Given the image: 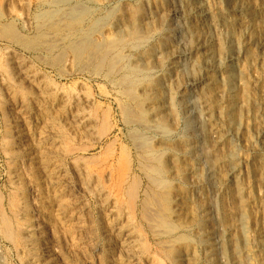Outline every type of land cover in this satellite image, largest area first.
I'll return each instance as SVG.
<instances>
[{
	"label": "rangeland",
	"instance_id": "1",
	"mask_svg": "<svg viewBox=\"0 0 264 264\" xmlns=\"http://www.w3.org/2000/svg\"><path fill=\"white\" fill-rule=\"evenodd\" d=\"M23 1L25 3L23 2V6L21 7L18 5L17 0H0V79L2 77V80H0V103H1L0 104V221L3 220V222H0V264H26V263L27 264H35L34 263L35 260L37 261L36 264H41L40 258H41V254H42L43 245H42V241H40V240H43L44 242H48V241L50 242L51 241L49 244L52 246V248L54 250H57V253H59L58 255L60 256L59 257L60 260L64 261L65 259L67 260L69 258L70 260L69 259L67 261L65 260L66 261V262H64L65 264H68L69 262H70L69 264H72V263L73 264H89V263L90 264H98V263L99 264H101V263L107 264L108 260L110 259L109 255H108L109 249L113 247L111 245L110 238L109 237L107 238V237L103 236V234H102V231L105 229L104 226H106L108 223V215H107L108 209L101 208V206L99 205V202H95L96 199H97L96 201H98V198L94 194L84 193L82 191L81 182H83V181L85 182L86 180H90V179H91L90 181H92L93 183H97L98 179H100L98 181L99 182L98 184L101 187L103 186V188L106 190V192L108 191L107 195H108L110 203L114 204V202H115L116 206L115 205L114 206L117 208V210L119 211L121 209L120 210L121 212L119 211V214H122V216L128 217V219L133 223L132 225H133L136 233L138 234V247H140V249L137 247L138 251L136 252V256H135V259L133 260V264H210V263L211 264H236L237 259H238V262H237L238 264L239 263L240 264H244V263L245 264H255V263L256 264H264V246H263L264 245V239H263V237L258 236V233H260V232L264 233V213L263 212L261 213V211L258 210L256 208V206H252L253 209L251 208V206H250L251 209L249 207H246V209H247L246 211H248V213H247V216L245 215V218L247 217L246 218V225H247L248 231H249V233H248L249 238H247L249 240V242L247 240V244H246L247 249L242 244V242H241V245L238 244L237 247H235V248L232 246V244H230V241H229L230 237H232L233 235L236 234L237 231H239V227H238V223H237L238 222L237 221V214H238V209L240 208V206L242 207L241 204L242 203L244 204L245 197H243V194H241L242 197L237 195V193L235 191L236 188H235L234 182L230 178H228V176L226 175L227 167L225 166L226 163L223 162V159H224L223 153L225 150L221 146H217V147L213 146V144L211 142V138H210V131H209L210 125H212V124L214 125L215 122L223 124L227 128L230 126H233V125H234V127H237V125H238V126H241L244 128L243 129L244 133H247L245 135H247L248 137H250V136L252 137L253 142L251 145L243 139H233L232 140L233 149L235 147V149H234L235 159L237 157L239 158L240 161L242 159L241 165H240V175H242V180L240 181V185L245 186L246 184L247 185L250 184L251 180H252V175H254V173H256V172H259V170H260L259 166L257 165L255 157H257V159H258L262 156L261 158L263 159V163H264V147H262L261 144L255 142V140H254L256 133H257L256 132L257 129L259 128L260 125L264 124V119H263L264 115H262V116L259 115L258 111H257L256 116L253 114L254 117L252 116V114L249 117H246V115L244 114V112L250 113L251 107H252L251 103H249V101H250L249 99L251 97V90H252L250 87V86H252L250 83V81H251L250 76H251L252 72L254 74L256 71H259V69L256 68V63L253 60V58L251 57V54L249 55V53H248V55H246L247 53L246 54L244 53V55H241V57L235 58L236 57L235 46L232 43H230L229 40L225 39L226 41L223 40V43H224L223 51L220 55L217 53L213 57L212 56L206 57L204 55V52H205L204 49L207 48V46H206L207 44H210L211 46H213V42L215 41V36L213 35V33L205 31V32H201L203 34L202 39L198 38L197 34L196 35L193 34L192 35L193 36L192 41L191 42L188 41V38H189L188 30L189 31H191L193 29L199 30L201 28H199L200 17L196 16L193 13L188 12V10H187V4H188L187 2L188 1L187 0H97V2L100 1L99 3L91 2L90 0H86V1L82 0V1H84L85 5L87 4L86 5L87 10L89 8V11L90 10L91 11L89 12L88 16L84 17L85 21H84L83 25L76 23L75 28L80 29V30H88L91 27L93 28L94 26H97V28H95L96 29L95 32L92 33V35H91L92 36L91 39H92V41L94 40V42H96V43L101 42V46L110 52L109 57H110V60L111 59L112 60L111 61L106 60L105 62L100 63L96 60L91 61V60H88L86 57H82L81 59H78L79 62L77 59H73V61L76 60L75 62H77V63H75L72 61L71 54H69L70 50H68V49H67L68 50L67 52L66 51H64V52L63 51H60V52L57 51L58 52V54H57L55 52H53V53L48 52V51L44 50V48H43L44 46L45 47L47 46L44 43V41H45L44 36H45L46 31L49 32V31H51V29L54 30V28H55L54 26H52L54 28L44 27L41 29L42 31L39 29L43 20L45 21V18H48L47 15L50 14V11H53V8L50 5V3L48 4V2L50 0H43V1L42 0H23ZM257 1L258 0H255L254 2L259 4L258 3L259 1L258 2ZM218 2H219L218 0H215V1L210 0V2H209V5L211 7V11L216 16L219 15V9L217 8L219 6ZM74 3L75 2H72L70 5H74ZM213 4H215V5H213ZM14 7L21 13V20L17 19L15 17V14L13 11L15 9ZM12 8H13V10H12ZM174 9L177 11L175 12ZM25 13H26V15H25ZM54 17H56V15ZM22 19H24V20L22 21ZM167 19H169V20H167ZM94 20L95 21L99 20V24L96 25L95 22H93ZM177 20H178V22H177ZM257 21H258V19H257ZM102 23H106L105 27H103V28H102ZM153 23H155V24H153ZM157 28H159V29H157ZM63 29H65V28H63ZM66 29H68V28L66 27ZM108 29H110V34L108 32H106ZM37 31H38V34H37ZM64 31L67 33L66 30H64ZM13 36L19 37L20 40L18 42H15L12 39ZM69 39H70L69 36H68V38L64 39V40H66L65 44H67L68 41H70ZM133 39H139V43H137V44L135 43V46H134V44L131 43V41H133ZM204 41H206V43H207L206 45H204ZM36 43H38V44H36ZM188 43H190V44H188ZM183 44L185 47L183 46ZM180 45H182L183 47ZM29 46H30V48H29ZM165 46H166V48H165ZM4 48H6V49H4ZM39 48H41L43 51L40 50V51H42V52H40ZM181 48H183V49H181ZM10 49L17 57H19L20 59H21V57H23L24 58V59L22 58L23 61L27 62L29 65L31 63V67H33V70L37 73V75L39 77L41 76V78H43L45 80L48 79V82L50 81L49 83H51L52 85H56L58 88H63L67 92V94H69V95H72L73 92L75 93V91L84 92L85 94L87 93L86 95L88 97L91 96L90 100L93 102V103L90 102L91 105H89L88 109H89L92 117L96 118L97 120L94 119L95 120V123H94L95 126L93 127L94 132L90 135L91 138L87 137V138L83 139L84 141H82L79 139L78 135H77V137H78L77 138V137H75L76 135H74V134L72 135V133H68L66 130H63V131L61 130L60 131L61 133L59 132V134H58V141H59V143L62 144V145L60 144L59 152H63V153L65 152L64 153L65 156L63 155V153H59L57 160H56L57 161L56 163L59 164L58 166L60 169V174H63L62 176L60 174L58 175V177L60 176L59 177L60 179L57 177V179L60 181V183H59L60 186L58 188H62L63 187L62 185L67 183V184L71 185V186L69 185V191H71V192L68 193V196L66 193H62L63 197L61 196L60 199H59V197L57 199L59 200V202H61L60 204H64L67 206L68 205L71 206V203L77 204V202H75V201H77L78 199H79L78 201H80L81 206L86 205V206H84L85 210L82 213L84 215H82L80 213H79L80 214L79 215L78 212L75 211V209H76L75 207H72L71 209L69 208L71 211H73L70 213L74 214V216L77 213L79 218L81 217L80 218L81 222L79 225L81 227H83V228H80V230L78 231V230H75L73 227V225H75V224L69 225L72 227V228L71 227L70 228L74 230V232H73V230L71 231V234L68 231V230H70V228H68L69 226L67 227V231H66V227L64 229L62 228V231H61V227H63V226H59L60 222H58L57 214H56L57 213L56 211L58 208L57 205L59 202L57 200L55 201L56 198H53V195L56 194L54 188L50 187L51 185L47 186L49 184H44V182L41 183V187H39V188L36 187V180L42 179L40 172L37 170H34V165L30 162L28 163V160H26L24 158V156H22V153L20 151H19L20 152L19 153L17 151V149L13 150V149L8 147V145H9L8 143L13 142L15 140V137H16L15 132L12 130L13 125H12V121H11V117L14 115L13 113L16 110L14 111V109H12V108H14L13 106L15 104H18L20 101H25L24 99H27L25 102H29L32 105V103L30 102L29 99H31V97L33 95V88L29 87L26 83L19 82L20 84H16V83L12 82L11 65L9 63L6 64L7 63V56L6 55L8 54L7 50L9 52ZM64 49H65V47H64ZM44 52L46 53V56H45ZM250 52H254V47L250 48ZM43 54L45 57L43 56ZM52 54H53V56H52ZM171 54H175V56H176L175 59H172V57L170 58ZM58 55H60V56H58ZM66 55L68 58L66 57ZM40 56H42V57H40ZM163 57L166 59H164ZM84 58H86V59H84ZM41 59H42V61H41ZM59 59H60V61H59ZM61 59H63V60L61 61ZM159 59H161L162 61ZM220 60H221V62H220ZM43 61H45V62H43ZM50 61H52V63ZM185 61H186V63H184ZM46 62L48 65H46ZM53 62H55V63H53ZM174 62H180L179 64H180L181 68H180V66H179V69H178V67H174V65H175ZM188 62H190V64ZM159 64H161V65H159ZM90 65H92V66H90ZM241 65H243V66H241ZM62 66H64V67H62ZM251 66H253V67H251ZM236 68H240L244 71L243 77H239L237 75V73L235 72ZM110 69H111L112 73H111ZM263 69L260 72L263 71L262 74L264 77V70ZM106 70H107V72H106ZM174 70L177 72H175ZM227 70H230L231 71L230 73H232L231 74L232 78L229 80V82H227V85L229 87H231L232 90L235 92V95H236L235 97L237 98L239 96L238 100L240 98V101H243L242 103L245 104V105H243L244 109H245V111L243 112V115L241 117L239 115L241 121H239V119H238V121H236L235 123H232V124L229 123V120H228L227 115L225 113L221 114L220 117H218L217 115H214V114L207 115L204 112V111H206L207 108H209V106L211 105L210 102L212 101L211 96H210V92L208 91V89L206 87V82L203 81L204 78H211L212 77L211 78L212 80L215 78L216 82H217L216 86L218 88L221 87L220 89L225 88V90L227 91L228 86H226V84H224V78H225L224 75L227 73L226 72ZM7 72H8V74H6ZM130 75H131V79H130ZM192 75H194V76H192ZM221 75H223V76H221ZM133 76H134V78H133ZM123 78H126L128 80H133V82L128 81V80L123 79ZM169 78H170V80H169ZM219 78H221L222 80ZM51 79H52V81H51ZM242 79H243V81H242ZM3 80H5V81H3ZM168 80H169V84H168ZM126 81H128V82H126ZM118 82H120V83H118ZM122 84H124V85H122ZM201 84H202V86H201ZM20 85L21 86L23 85V86L21 87ZM181 85H182V87H181ZM8 86H10V87H8ZM9 89H10V91H9ZM13 89L16 91H13ZM81 89H83V90H81ZM174 90H175V93H174ZM201 90H202L203 95L200 93ZM240 90L243 93H241ZM195 92H197V93L195 94ZM30 93H32V94L29 95ZM150 93H151V96H150ZM206 93L207 94L209 93L208 94L209 96L207 95V96H205L206 98H204V94L206 95ZM21 95H23V96H21ZM187 95H188V97H187ZM11 96H13L12 97L13 99H10ZM20 96L24 99L22 100V98H20ZM170 97H171V99H170ZM197 97H200L199 100L197 99ZM201 98H203L202 101L204 100V102L201 101ZM210 99H211V101H210ZM187 100H189V101H187ZM195 100H197V101H195ZM207 100L210 102H208ZM4 101H6V102H4ZM205 101H207L208 107L205 105ZM246 101L248 103H246ZM221 102L222 103H221L220 107L225 109L224 99ZM4 103H5V105H4ZM172 103H173V105H172ZM161 104H162V106H161ZM193 104H194V106H193ZM197 104L200 107H198ZM201 105L204 107H202ZM179 106H180V108H179ZM121 107H122V109H121ZM1 108H4L5 110L1 109ZM169 108H171V109H169ZM173 108H175V109H173ZM167 109H168V111H167ZM203 109H204V111H203ZM127 110H129V111H127ZM171 110H172V112H171ZM6 111H7V113H6ZM178 112H179V115H178ZM8 113H10V114H8ZM201 113H203V114H201ZM6 116H8V117H6ZM174 116H176V118H178L179 121ZM221 116H222V118H221ZM223 117L228 122H226V120L223 119ZM23 118H24V120H23L24 124L27 127H29V126L31 127L32 123H33L32 118H34V115H33V117H30L29 113H28V114L23 115ZM194 118H196V119H194ZM201 118H204L205 121L203 119L201 120ZM249 118H251V119H249ZM206 119H208L209 121H207ZM220 119H221V121H220ZM258 119H261V120H258ZM199 120H201V121L199 122ZM4 121H6V122H4ZM29 121H31V122H29ZM203 121H204V123H203ZM140 122H141V124H140ZM142 122H143V124H142ZM151 122H153V123H151ZM260 122H262V123H260ZM26 123H28V124H26ZM29 123H31V124L29 125ZM144 123L146 124L145 126H143ZM201 123H203V124H201ZM8 124H9V126H8ZM207 124L208 125L210 124V125L208 126ZM245 125H248V126L245 127ZM152 126L153 127L155 126V127L153 128ZM142 127H144V128H142ZM149 127H150V129H149ZM183 127H185V128H183ZM252 127H254V128H252ZM160 129H162V130H160ZM145 130H148V131H145ZM154 130H156V131H154ZM182 130H183V132H182ZM253 130H255V131H253ZM5 131H7L8 133L6 132L7 134H5ZM161 131H163V132H161ZM134 133H136V134L138 133L137 135H139V136H137ZM140 133H141V135H140ZM180 134H182V135L180 136ZM194 135L196 137H194ZM93 136H94V138H93ZM7 137L9 139H7ZM143 137H144V139H143ZM132 140H133V142H132ZM134 140H136V141L134 142ZM3 143L5 145L7 144L6 145L7 147ZM143 143L144 144L149 143V144L143 147L142 146ZM209 143H210V145H209ZM85 148H87V149H85ZM184 148L187 150H183ZM215 148H217L218 150H216ZM8 150L9 151L12 150V151L9 152ZM149 150H151V152ZM189 150H190V152H189ZM144 151H145V153H144ZM192 151L193 152L195 151V152L192 153ZM255 151H258L259 153L255 152ZM262 152H263V154H262ZM255 153H258V154H255ZM18 154L20 156H17ZM151 156H154V157H151ZM147 157H149V158L151 157L152 160H154V159H156V160L152 161ZM248 157H249V159H248ZM144 158H147L148 160L144 159ZM157 158H159V159H157ZM11 159L12 160L14 159L13 162ZM19 159H20V161H19ZM9 160H11V161H9ZM157 160H159V161L156 162ZM17 161H19V162H17ZM246 161H248V162H246ZM165 162L167 163V165ZM190 162H191V166L189 165ZM75 163H77V164H75ZM140 163L142 166H140ZM154 163H155V165H154ZM158 163H161V164H158ZM185 163H187V164L185 165ZM28 164L30 166L32 165L31 168H29L30 166ZM212 164H214V166H216V167H213ZM217 164H218V166H217ZM157 165H158V167H157ZM195 165L197 166L196 168H194ZM61 166H62V168H61ZM159 166H161L162 168L164 167L162 172H161ZM186 166H188V167H186ZM144 167H146V169ZM184 167L186 170L184 169ZM219 167H220V169H219ZM157 168H159V169H157ZM201 168H203V169H201ZM216 168L219 170H217ZM28 169H30V170H28ZM84 169H85V171H84ZM19 171H21V172H19ZM196 171H199L201 173L200 174H199V172L196 173ZM222 171H224V172L221 173ZM144 172H145V174H144ZM153 172H154V174H153ZM175 172H176V174H175ZM203 172H205L206 174ZM36 173H37V175H36ZM74 173H75V175H74ZM202 173H203V175H202ZM9 174H11V176L12 175L13 176L11 177ZM17 174L20 176L18 177ZM76 174H78V175L76 176ZM217 174H218V176H217ZM79 175H80V177H79ZM153 175L155 176V178ZM211 175L214 176V178H212ZM121 176H123V178ZM131 176H133V177H131ZM20 177H22V178L24 177V178L22 179ZM245 177L248 178V181ZM163 179H165V180H163ZM31 180L35 181V183L31 182ZM66 180H68L70 182L68 183V181H66ZM93 180H95V181H93ZM151 180H153V181H151ZM149 181H151V182H149ZM155 181H157V182H155ZM218 181L219 182L222 181V182L219 183ZM242 181H244V182H242ZM23 182H25V183H23ZM161 182H162V184H161ZM245 182H248V183H245ZM20 183H23V185ZM156 185H162V186L158 187ZM259 185L261 186V183H259ZM45 186L48 188H46ZM217 187H219V188H217ZM73 188H75V189H73ZM47 189H49V190H47ZM254 189L255 188H253L252 190H251V188L247 189L246 192H250V193L254 192V194H256L258 198H260L261 200H264V198H262L263 196H261L264 194L263 190H261V188H259V189L257 188L255 190ZM37 190L39 193L37 192ZM74 190H75V192H74ZM255 191H256V193H255ZM222 192H224V193H222ZM40 193L41 194L43 193L42 195L44 196V198H43V196H41ZM37 194H40V195L37 196ZM19 195L21 198L19 197ZM25 195H27V196H25ZM51 195H52V197H50ZM86 195L87 196L89 195V196L87 197ZM91 195H93V196H91ZM71 196H73V197H71ZM236 196H238V197H236ZM15 197H16V199H15ZM23 197L26 200H24ZM38 197H40V198L38 199ZM64 197H65V199H64ZM42 198H43V200H40ZM74 198H76L77 200ZM94 198H95V200H94ZM201 198L202 199L204 198V199L202 200ZM35 199H36V201H35ZM62 199H64L63 202H62ZM216 199H218V200H216ZM238 199H239V202H237ZM46 200H50V201H46ZM51 200H53V201H51ZM72 200H73V202H71ZM64 201L66 202V204ZM82 201L86 202V204L83 203ZM37 202H38V204H37ZM48 202H50V203H48ZM236 203H237V205L239 203L240 206L238 205L237 208H234L237 206ZM43 204H44V206H43ZM49 204H51V205H49ZM232 204H233V206H232ZM143 205H145V206H143ZM155 205H157V206L155 207ZM193 206L195 209L193 208ZM200 206H202V207H200ZM118 207H120V208H118ZM210 207H211V210H209ZM54 208H55V210H54ZM188 208H189V210H188ZM219 208H220V210H219ZM222 208H224L225 210ZM229 209H231V210H229ZM41 210H42V213H40ZM199 210H200V212H199ZM47 211H50V212H47ZM53 211L56 212L55 213L56 215L52 214L54 216H50L51 213H54ZM143 211H145L146 213H143ZM216 211H217V213H216ZM202 212H204V213H202ZM234 212H237V213L234 214ZM23 213H25V214H23ZM184 213H185V215L186 214L187 215L185 216ZM228 213H230V214H228ZM86 214H87V217H85ZM43 215H46V217H47L46 220H49V222H46V224H48V225L45 228H43V222H45L46 220H45V217ZM77 215L75 217L78 218ZM149 215H151V216H149ZM231 218H232V220L229 221V219H231ZM9 219H12V220H9ZM143 219H145V220L147 219V220L142 221ZM233 219H234V221H233ZM200 220H202V221H200ZM4 221H7L8 223L4 222ZM22 221L23 222L25 221V222L23 223ZM40 221H41V223H40ZM17 222H19V223H17ZM149 222L153 223V224H150ZM197 222L200 224H198ZM38 223H40L41 227H39ZM155 223H157V224H155ZM232 223H234L233 224L234 226L232 225ZM7 224H9V225H7ZM25 224H27V225H25ZM50 224L51 225L55 224L54 226L53 225L52 226H53V228L54 227H56V228H54V230H53L52 226H49ZM56 224H58V225H56ZM4 225H7V226H4ZM37 225H38V228H37ZM83 225L86 227H84ZM188 226L189 227L192 226V227L189 228ZM29 227H30V229H29ZM99 227H104V228H99ZM186 227H188V228H186ZM218 227H220L222 229V230H220L221 231L220 233L222 234L221 243L223 245H220V247H219V245H211L210 244L211 241H209L207 239L208 235H207V233H205V232H208L212 229L217 230ZM230 227H234L235 231L233 229L230 231L233 234H231L228 231V229ZM236 227H237V229H236ZM46 228H47V230H46ZM205 228H207V230ZM13 229H15L16 231H14ZM199 229L201 231H199ZM18 230L20 231V233ZM51 230H52V232H51ZM55 230H56V233H55ZM57 230H59V231H57ZM12 231H14V232H12ZM9 232L11 234H9ZM30 232H34V233L29 234ZM200 232L202 234H200ZM85 233L89 236L95 235V237L94 236H92V237H94V240H95L94 243L97 244L96 246L98 248V251H97V253L95 252L96 255H94V259H95L94 261H93V259H90V257L88 255H87L88 257L84 256V254L86 255L84 249H82V251L81 250L79 251V249L77 248L79 243H80V245H81V243H86L84 245L82 244L83 246L87 245L88 236ZM34 234H35V236H34ZM153 234H154V236H153ZM195 234H196V236H195ZM250 234H252V235L250 236ZM42 235H43V237L40 238V236H42ZM54 235L55 236L57 235L56 237H58V238H56ZM63 235H64V237H63ZM8 236L11 237V240H8V238H9ZM52 236H54V237H52ZM97 236H99L101 239ZM68 237L72 241H68V239H69ZM83 237H84V239H83ZM257 237H259V238H257ZM64 238H67V239L65 240ZM204 238H205V240H204ZM261 238H262V240H261ZM224 239H225V241H224ZM28 240H29V242H28ZM77 240H79V241H77ZM23 241H25V243ZM97 241H99V242H97ZM259 241H260V243H259ZM55 242H57V244ZM58 242L60 244L61 243L62 244L59 245ZM74 242H76L75 243L76 245L74 244V246H73ZM18 243H20V244L18 245ZM70 243H71V245H70ZM224 243H225V245H224ZM33 244L35 247L33 246ZM20 245H23V247ZM250 245L252 247H249ZM99 247H101V249ZM203 247H204V249H203ZM240 247H242V250H240L241 249ZM20 248H22V249H20ZM30 248H31V250H29ZM70 248H73V250H71ZM230 248H231V250H230ZM59 249L61 251H59ZM223 249H224L223 253H225V256L222 253ZM248 249H250V250H248ZM251 249L253 251H251ZM74 250L78 251L77 252L78 254L76 252H73ZM24 251H26V252H24ZM62 251H64L65 254ZM66 251L69 253L67 254ZM70 251H71V253H70ZM60 252H62L61 253L62 255L60 254ZM202 252H204V253H202ZM234 252L237 255H235ZM250 252H252V253H250ZM34 253H36V254H34ZM72 253H74L76 255H74ZM255 254H257L259 256L256 255L257 256L256 257ZM32 255H33V257H32ZM37 255L39 256V258ZM77 255H78V257H76ZM97 255H99L100 257H97ZM70 256L72 257V259ZM79 256L80 257L83 256V257L80 258ZM183 256H184V258H183ZM237 256L239 258H237ZM221 257H223V258H221ZM250 257L252 259L254 258L253 261ZM83 258L85 259L86 262L88 261V258H89L90 259L88 261L89 263H85L83 261L84 260ZM96 258H98V259H96ZM205 258H206V260H205ZM240 258L242 260H240ZM257 259L258 260L260 259L259 262ZM212 260H213V262H212ZM221 260H222V262H221ZM31 261H33V262H31ZM29 262H31V263H29Z\"/></svg>",
	"mask_w": 264,
	"mask_h": 264
},
{
	"label": "bare ground",
	"instance_id": "2",
	"mask_svg": "<svg viewBox=\"0 0 264 264\" xmlns=\"http://www.w3.org/2000/svg\"><path fill=\"white\" fill-rule=\"evenodd\" d=\"M43 1V0H42ZM86 1V0H85ZM91 2H97V0H90ZM188 2V4H187V10H188V12L189 13H193V14H195L196 16H198V17H200V26H199V28H201V29H199V30H195V29H193V30H191V31H189L188 30V36H189V38H188V41L189 42H191L192 41V35L193 34H197L198 35V38H203V34L201 33V32H210V33H213V35L215 36V41L213 42V46H211L210 44H207L206 43V41H204V45H206L207 46V48L206 49H204L205 50V52H204V55L206 56V57H213V56H215V54H221L222 53V51H223V45H224V43H223V40H229L230 41V43H232L234 46H235V50H236V52H235V55H236V57L235 58H239V57H241V55H244V53L246 54V55H248V53H249V55L251 54V57L253 58V60L255 61V63H256V68L257 69H259V71H254L255 73L253 74V72H252V74H251V78H250V83H251V85L252 86H250L251 87V97H250V101H249V103H251V111H250V113L249 112H244L245 111V109H244V106L243 105H245L244 103H242L243 101H240V98H239V100H238V97L236 98L235 96V92L232 90V88L231 87H229L228 85H227V82H229V80L232 78V73H230L231 71L230 70H227L226 72V74L224 75V84H226V86H228L227 88H228V90L226 91L225 90V88H222V89H220V88H218L217 86H216V79L214 80H212L211 78H204V80L203 81H205L206 82V87H207V89H208V91L210 92V96H211V99H212V101H211V99H210V101H208V102H210L211 103V105L209 106V108H207L206 109V111H204V109H203V111L207 114V115H209V114H214V115H217L218 117H220V115L221 114H226L227 115V118H228V120H229V123L230 124H232V123H235L236 121H238V119H239V121H241L240 120V117L243 115V112H244V114L246 115V117H249L251 114H252V116L254 117V115L256 116V114H257V111H258V114L259 115H264V77H263V74H262V72H260L263 68H264V0H258L257 2L259 3V4H257L256 2H254L255 0H218L219 2H218V4H219V6L217 7L218 9H219V15H215L212 11H211V7H210V5H209V2H210V0H187ZM215 1V0H214ZM16 2V1H15ZM14 2V3H15ZM17 2H18V5L19 6H23V0H17ZM72 2H75L74 3V5H70ZM100 2V1H99ZM99 2H97V3H99ZM13 3V2H12ZM25 3V2H24ZM50 3V5L52 6V8H53V11H50V14L49 15H47L48 16V18H45L44 16V18H45V21L43 20V22L41 23V25H40V27H39V29L41 30L42 28H44V27H50V28H54V30H52L51 29V31H49V32H47L46 31V33H45V41H44V43H45V45H47L46 47L44 46L43 48H44V50H46V51H48V52H55V53H57L58 54V52L57 51H68V50H70L69 51V54H71V58H72V61H73V59H81L82 57H86L88 60H96V61H98V62H100V63H103V62H105L106 60H108V61H111L110 60V52L108 51V50H106L104 47H102L101 46V42L100 43H96V42H94V40L92 41V39H91V35H92V33H94L95 32V28H97V26H94L93 28L91 27V28H89L88 30H80V29H77V28H75V25H76V23H78V24H80V25H83V23H84V21H85V19H84V17H86V16H88L89 15V12L91 11H89V8H88V10H87V8H86V5H85V3H84V1H80V0H50L49 2H48V4ZM94 3V4H95ZM214 3V2H213ZM93 4V3H92ZM17 5V4H16ZM15 5V6H16ZM213 5H215V4H213ZM10 7V6H9ZM13 7V6H12ZM15 8V7H14ZM49 8V7H48ZM165 8V7H164ZM182 8V7H181ZM112 9V8H111ZM115 9V8H114ZM119 9V8H118ZM217 9V10H218ZM12 10H13V8H12ZM169 10V9H168ZM173 10V9H172ZM175 10V9H174ZM182 10V9H181ZM14 14H15V17L17 18V19H20L21 20V13L15 8L14 10ZM21 11V10H20ZM42 11V10H41ZM177 10H175V12H176ZM24 12V11H23ZM45 12V11H44ZM109 12V11H108ZM160 12V11H159ZM42 13V12H41ZM47 13V12H46ZM174 13V12H173ZM48 14V13H47ZM91 14V13H90ZM25 15H26V13H25ZM39 15V14H38ZM56 15V17H54ZM182 15V14H181ZM58 16V17H57ZM179 16V15H178ZM23 17V16H22ZM169 18V17H168ZM177 18V17H176ZM166 19V18H165ZM257 19H258V21H257ZM24 19H22V21H23ZM167 20H169V19H167ZM26 22V21H25ZM38 22V21H37ZM93 22H95V24L96 25H98L99 24V20L98 21H93ZM164 22V21H163ZM177 22H178V20H177ZM5 24V23H4ZM13 24V23H12ZM40 24V23H39ZM71 24V25H70ZM105 24L106 23H102V28L103 27H105ZM153 24H155V23H153ZM165 24V23H164ZM3 25V24H2ZM44 25V26H43ZM5 26V25H4ZM8 26V25H7ZM23 26V25H22ZM52 26H54V27H52ZM11 27V26H10ZM66 27L68 28V29H66ZM81 27V26H80ZM79 27V28H80ZM107 27V26H106ZM155 27V26H154ZM162 27V26H161ZM63 28H65V29H63ZM160 28V27H159ZM159 28H157V29H159ZM186 28V27H185ZM155 29V28H154ZM171 29V28H170ZM169 29V30H170ZM189 29V28H188ZM46 30V29H45ZM64 30H66L67 31V33L64 31ZM102 30V29H101ZM156 30V29H155ZM162 30V29H161ZM160 30V31H161ZM179 30V29H178ZM185 30V29H184ZM195 30V31H194ZM204 30V31H203ZM42 31V30H41ZM157 31V30H156ZM155 31V32H156ZM167 31V30H166ZM183 31V30H182ZM11 32V31H10ZM44 32V31H43ZM106 32H108L109 34H110V29H108ZM159 32V31H158ZM165 33V32H164ZM173 33V32H172ZM37 34H38V31H37ZM182 34V33H181ZM184 34V33H183ZM187 34V33H186ZM5 35V34H4ZM37 36V35H36ZM68 36L70 37V41H68V43L67 44H65V41L66 40H64L65 38H68ZM41 37V36H40ZM111 37V36H110ZM178 37V36H177ZM49 38V39H48ZM105 38V37H104ZM161 38V37H160ZM176 38V37H175ZM180 38V37H179ZM183 38V37H182ZM185 38V37H184ZM15 42H18L20 39H19V37H16V36H13V38H12ZM36 40V39H35ZM181 40V39H180ZM225 40V41H226ZM187 41V40H186ZM185 41V42H186ZM43 42V41H42ZM161 42V41H160ZM182 42V41H181ZM20 43V42H19ZM131 43L132 44H134V46H135V43L137 44V43H139V39H133V41H131ZM141 43V42H140ZM36 44H38V43H36ZM109 44V43H108ZM188 44H190V43H188ZM40 45V44H39ZM203 45V46H204ZM42 46V45H41ZM104 46V45H103ZM180 46H182V45H180ZM183 46H184V44H183ZM182 46V47H183ZM210 46V47H209ZM36 47V46H35ZM64 47H65V49H64ZM113 47V46H112ZM172 47V46H171ZM170 47V48H171ZM185 47V46H184ZM191 47V46H190ZM251 47H254V52H250V48ZM7 48V47H6ZM6 48H4V49H6ZM9 48V47H8ZM29 48H30V46H29ZM165 48H166V46H165ZM68 49V50H67ZM181 49H183V48H181ZM180 49V50H181ZM40 50H42L41 48H39V51ZM179 50V51H180ZM186 50V49H185ZM14 51V50H13ZM43 51V50H42ZM42 51H40V52H42ZM182 51V50H181ZM201 52V51H200ZM7 63L6 64H10L11 65V69H12V82L13 83H16V84H20L19 82H23V83H26L29 87H31V88H33V95H32V97H31V99H29L30 100V102L32 103V105L29 103V102H25L27 99H24V98H22L21 96H23V95H21L20 96V98H22V100L24 99L25 101H20L18 104H15L13 107L14 108H12V109H14V115L11 117V121H12V125H13V127H12V130L15 132V135H16V137H15V140L13 141V142H10V143H8L9 145H8V147L9 148H11V149H13V150H16L17 149V151L19 152H21L22 153V156H24V158L26 159V160H28V163L30 162V163H32L33 165H34V170H37V171H39L40 172V174H41V180L40 179H38V180H36V187H41V183L42 182H44V184H49V185H47V186H50V187H52V188H54V190H55V192H56V194H52L53 195V198H56L55 199V201L57 200L58 202H59V200L57 199L58 197H59V199H60V197L62 196V193H66L67 194V196H68V193L69 192H71V191H69V185L70 184H64V185H62L63 187L62 188H58L59 186H60V181L57 179V177H58V175L60 174V169H59V164H57L56 162V160H57V157H58V154L59 153H63V152H59V148H60V144L61 143H59V141H58V134H59V132L62 130H66L68 133H72V135L74 134V135H76L75 137H77V135H78V137H79V139L80 140H82V141H84L83 139H85V138H89L90 137V135L94 132L93 131V127L95 126L94 125V123H95V120L94 119H96V118H94V117H92V115H91V113H90V111H89V109H88V107H89V105H91V103L90 102H92L91 100H90V97H88L84 92H77V91H75V93L73 92V94L72 95H69V94H67V92L63 89V88H58L56 85H52L51 83H49L48 82V79L47 80H45V79H43V78H41V76L39 77L38 75H37V73L33 70V67H31V63H30V65L27 63V62H25V61H23V57H21V59L19 58V57H17L12 51H11V49L9 50V52H8V50H7ZM62 53V52H61ZM36 54V53H35ZM44 54H45V56H46V53L44 52ZM44 54H43V56H44ZM161 54V53H160ZM159 54V55H160ZM176 54V53H175ZM175 54H171V56H170V58L172 57V59H175ZM196 54V53H195ZM199 54V53H198ZM39 55V54H38ZM37 55V56H38ZM48 55V54H47ZM51 55V54H50ZM56 55V54H55ZM188 55V54H187ZM218 55V56H219ZM44 56V57H45ZM52 56H53V54H52ZM58 56H60V55H58ZM62 56V55H61ZM120 56V55H119ZM183 56V55H182ZM40 57H42V56H40ZM66 57H67V55H66ZM122 57V56H121ZM126 57V56H125ZM195 57V56H194ZM23 58V59H22ZM37 58V57H36ZM63 58V57H62ZM68 58V57H67ZM86 58H84V59H86ZM109 58V59H108ZM161 58V57H160ZM164 58V57H163ZM162 58V59H163ZM181 58V57H180ZM219 58V57H218ZM64 59V58H63ZM63 59H61V61L63 60ZM164 59H166V58H164ZM177 59V58H176ZM234 59V58H233ZM31 60V59H30ZM29 60V61H30ZM66 60V59H65ZM69 60V59H68ZM71 60V59H70ZM159 60H161V59H159ZM168 60V59H167ZM181 60V59H180ZM40 61V60H39ZM41 61H42V59H41ZM59 61H60V59H59ZM76 60H74L73 62H75ZM162 61V60H161ZM187 61V60H186ZM186 61L184 62V63H186ZM217 61V60H216ZM233 61V60H232ZM43 62H45V61H43ZM51 63H52V61H50ZM67 62V61H66ZM78 62H79V60H78ZM97 62V63H98ZM192 62V61H191ZM220 62H221V60H220ZM49 63V62H48ZM53 63H55V62H53ZM58 63V62H57ZM56 63V64H57ZM72 63V62H71ZM70 63V64H71ZM75 63H77V62H75ZM92 63V62H91ZM96 63V64H97ZM180 62H174V67H178V69H179V66H180V64H179ZM189 64H190V62H188ZM59 64V63H58ZM95 64V65H96ZM106 64V63H105ZM110 64V63H109ZM233 64V63H232ZM242 64V63H241ZM34 65V64H33ZM46 65H48L47 64V62H46ZM111 65V64H110ZM159 65H161V64H159ZM192 65V64H191ZM190 65V66H191ZM8 66V65H7ZM55 66V65H54ZM90 66H92V65H90ZM164 66V65H163ZM162 66V67H163ZM169 66V65H168ZM183 66V65H182ZM241 66H243V65H241ZM9 67V66H8ZM62 67H64V66H62ZM61 67V68H62ZM67 67V66H66ZM161 67V68H162ZM188 67V66H187ZM251 67H253V66H251ZM52 68V67H51ZM59 68V67H58ZM86 68V67H85ZM111 68V67H110ZM123 68V67H122ZM128 68V67H127ZM131 68V67H130ZM129 68V69H130ZM180 68H181V66H180ZM184 68V67H183ZM65 69V68H64ZM107 69V68H106ZM115 69V68H114ZM119 69V68H118ZM172 69V68H171ZM56 70V69H55ZM186 70V69H185ZM210 70V69H209ZM251 70V69H250ZM264 70V69H263ZM63 71V70H62ZM80 71V70H79ZM110 71H111V69H110ZM166 71V70H165ZM175 71V70H174ZM216 71V70H215ZM40 72V71H39ZM106 72H107V70H106ZM109 72V71H108ZM136 72V71H135ZM175 72H177V71H175ZM219 72V71H218ZM235 72L237 73V75L239 76V77H243V75H244V71L242 70V69H240V68H236L235 69ZM67 73V72H66ZM91 73V72H90ZM111 73H112V71H111ZM131 73V72H130ZM185 73V72H184ZM6 74H8V72L6 73ZM43 74V73H42ZM132 74V73H131ZM181 74V73H180ZM192 74V73H191ZM200 74V73H199ZM203 74V73H202ZM213 74V73H212ZM219 74V73H218ZM129 75V74H128ZM133 75V74H132ZM136 75V74H135ZM134 75V76H135ZM134 76H133V78H134ZM190 76V75H189ZM192 76H194V75H192ZM199 76V75H198ZM221 76H223V75H221ZM237 76V77H238ZM188 77V76H187ZM214 77V76H213ZM219 77V76H218ZM238 77V78H239ZM4 78V77H3ZM9 78V77H8ZM121 78V77H120ZM127 78V77H126ZM126 78H123V79H126ZM137 78V77H136ZM130 79H131V75H130ZM138 79V78H137ZM174 79V78H173ZM219 79H221V78H219ZM0 80H2V77H1V79ZM114 80V79H113ZM126 80H128V79H126ZM169 80H170V78H169ZM169 80H168V84H169ZM187 80V79H186ZM195 80V79H194ZM222 80V79H221ZM240 80V79H239ZM249 80V79H248ZM3 81H5V80H3ZM51 81H52V79H51ZM116 81V80H115ZM121 81V80H120ZM128 81H132L133 82V80H128ZM128 81H126V82H128ZM202 81V80H201ZM242 81H243V79H242ZM8 82V81H7ZM6 82V83H7ZM117 82V81H116ZM239 82V81H238ZM118 83H120V82H118ZM122 83V82H121ZM240 83V82H239ZM22 84V83H21ZM174 84V83H173ZM188 84V83H187ZM238 84V83H237ZM236 84V85H237ZM10 85V84H9ZM122 85H124V84H122ZM126 85V84H125ZM204 85V84H203ZM21 86V85H20ZM23 86V85H22ZM21 86V87H22ZM26 86V85H25ZM120 86V85H119ZM131 86V85H130ZM196 86V85H195ZM201 86H202V84H201ZM3 87V86H2ZM8 87H10V86H8ZM28 87V88H29ZM126 87V86H125ZM181 87H182V85H181ZM204 87V86H203ZM238 87V86H237ZM241 87V86H240ZM249 87V88H250ZM83 88V87H82ZM169 88V87H168ZM226 88V89H227ZM6 89V88H5ZM22 89V88H21ZM27 89V88H26ZM129 89V88H128ZM195 89V88H194ZM206 89V88H205ZM204 89V90H205ZM73 90V89H72ZM81 90H83V89H81ZM135 90V89H134ZM9 91H10V89H9ZM13 91H16V90H14L13 89ZM200 91V90H199ZM206 91V90H205ZM30 92V91H29ZM135 92V91H134ZM141 92V91H140ZM240 92H241V90H240ZM15 93V92H14ZM159 93V92H158ZM174 93H175V90H174ZM173 93V94H174ZM197 92H195V94H196ZM201 94H202V90H201V92H200ZM241 93H243V92H241ZM240 93V94H241ZM9 94V93H8ZM32 93H30L29 95H31ZM154 94V93H153ZM179 94V93H178ZM192 94V93H191ZM209 94V93H208ZM207 93H206V95L204 94V98H206L205 96H207L208 95ZM17 95V94H16ZM203 95V94H202ZM27 96V95H26ZM150 96H151V93H150ZM154 96V95H153ZM159 96V95H158ZM157 96V97H158ZM209 96V95H208ZM10 97V96H9ZM13 96H11V98L10 99H13L12 98ZM30 97V96H29ZM155 97V96H154ZM156 97V98H157ZM187 97H188V95H187ZM196 97V96H195ZM19 98V97H18ZM26 98V97H25ZM169 98V97H168ZM184 98V97H183ZM199 98L200 97H197V99L199 100ZM16 99V98H15ZM170 99H171V97H170ZM202 99L203 98H201V101H202ZM224 99V101H225V109H223V108H221L220 107V105H221V101ZM20 100V99H19ZM18 100V101H19ZM149 100V99H148ZM151 100V99H150ZM190 100V99H189ZM189 100H187V101H189ZM192 100V99H191ZM2 101V100H1ZM16 101V100H15ZM171 101V100H170ZM195 101H197V100H195ZM207 101H205V105L207 106ZM4 102H6V101H4ZM199 102V101H198ZM202 102H204V100L202 101ZM93 103V102H92ZM193 103V102H192ZM195 103V102H194ZM246 103H248L247 101H246ZM1 104V103H0ZM10 104V103H9ZM171 104V103H170ZM196 104V103H195ZM204 104V103H203ZM4 105H5V103H4ZM129 105V104H128ZM148 105V104H147ZM169 105V104H168ZM172 105H173V103H172ZM198 105V104H197ZM209 105V104H208ZM155 106V105H154ZM161 106H162V104H161ZM193 106H194V104H193ZM202 106V105H201ZM205 106V107H206ZM2 107V106H1ZM160 107V106H159ZM171 107V106H170ZM187 107V106H186ZM197 107V106H196ZM198 107H200L199 105H198ZM202 107H204V106H202ZM208 107V106H207ZM8 108V107H7ZM6 108V109H7ZM91 108V107H90ZM126 108V107H125ZM149 108V107H148ZM179 108H180V106H179ZM195 108V107H194ZM1 109H4V108H1ZM121 109H122V107H121ZM153 109V108H152ZM156 109V108H155ZM166 109V108H165ZM169 109H171V108H169ZM173 109H175V108H173ZM172 109V110H173ZM250 109V108H249ZM5 110V109H4ZM10 110V109H9ZM126 110V109H125ZM157 110V109H156ZM155 110V111H156ZM160 110V109H159ZM172 110H171V112H172ZM13 111V110H12ZM127 111H129V110H127ZM167 111H168V109H167ZM177 111V110H176ZM186 111V110H185ZM191 111V110H190ZM189 111V112H190ZM247 111V110H246ZM11 112V111H10ZM92 112V111H91ZM170 112V111H169ZM193 112V111H192ZM252 112V113H251ZM6 113H7V111H6ZM29 113V116L30 117H33V115H34V118H32L33 119V123H32V126L30 127L29 125L31 124V123H29V127H27L25 124H24V122H23V120H24V118H23V115H25V114H28ZM124 113V112H123ZM160 113V112H159ZM191 113V112H190ZM8 114H10V113H8ZM201 114H203V113H201ZM254 114V115H253ZM7 115V114H6ZM159 115V114H158ZM178 115H179V112H178ZM239 115H240V117H239ZM11 116V115H10ZM9 116V117H10ZM136 116V115H135ZM189 116V115H188ZM6 117H8V116H6ZM28 117V116H27ZM26 117V118H27ZM127 117V116H126ZM175 118H176V116H174ZM25 118V119H26ZM132 118V117H131ZM185 118V117H184ZM190 118V117H189ZM206 118V117H205ZM221 118H222V116H221ZM244 118V117H243ZM260 118V117H259ZM7 119V118H6ZM31 119V118H30ZM176 119H178V118H176ZM194 119H196V118H194ZM204 120V118H201V120ZM223 119H225L224 117H223ZM222 119V120H223ZM249 119H251V118H249ZM254 119V118H253ZM264 119V118H263ZM9 120V119H8ZM97 120V119H96ZM182 120V119H181ZM201 120H199V122L201 121ZM207 121H209L208 119H206ZM226 120V119H225ZM258 120H261V119H258ZM176 121V120H175ZM178 121H179V119H178ZM186 121V120H185ZM184 121V122H185ZM205 121V120H204ZM204 121H203V123H204ZM212 121V120H211ZM210 121V122H211ZM215 121V120H214ZM220 121H221V119H220ZM244 121V120H243ZM4 122H6V121H4ZM28 122V121H27ZM29 122H31V121H29ZM128 122V121H127ZM139 122V121H138ZM177 122V121H176ZM224 122V121H223ZM222 122V123H223ZM226 122H228L227 120H226ZM225 122V123H226ZM8 123V122H7ZM129 123V122H128ZM151 123H153V122H151ZM203 123H201V124H203ZM260 123H262V122H260ZM26 124H28V123H26ZM126 124V123H125ZM134 124V123H133ZM140 124H141V122H140ZM142 124H143V122H142ZM195 124V123H194ZM228 124V123H227ZM238 124V123H237ZM247 124V123H246ZM137 125V124H136ZM135 125V126H136ZM139 125V124H138ZM146 124L144 123V125L143 126H145ZM188 125V124H187ZM200 125V124H199ZM205 125V124H204ZM208 125V124H207ZM210 125V124H209ZM208 125V126H209ZM244 125V124H243ZM259 125V124H258ZM8 126H9V124H8ZM151 126V125H150ZM184 126V125H183ZM230 126V125H229ZM246 126H248V125H245V127ZM253 126V125H252ZM257 126V125H256ZM133 127V126H132ZM153 127V126H152ZM155 127V126H154ZM153 127V128H154ZM161 127V126H160ZM174 127V126H173ZM202 127V126H201ZM7 128V127H6ZM142 128H144V127H142ZM183 128H185V127H183ZM187 128V127H186ZM252 128H254V127H252ZM149 129H150V127H149ZM176 129V128H175ZM243 127H241V126H238L237 125V127H234V125L233 126H230V127H225L223 124H220V123H216L215 122V124L213 125H210V127H209V131H210V138H211V142H212V144H213V146L215 147H217V146H221V147H223V149L225 150L224 151V153H223V155H224V159H223V162H225L226 163V167H227V169H226V175L228 176V178H230L233 182H234V184H235V191H236V193H237V195L238 196H241V194H243V197H245V201H244V204L242 203L241 205H242V207L239 205V203H238V205L240 206V208L238 209V214H237V223H238V227H239V231H237L236 232V234L235 235H233L232 237H230V244H232V246L235 248V247H237V245L238 244H240L241 245V242H242V244L246 247L247 245V238H249V236H248V233H249V231H248V227H247V225H246V218H245V215L247 216V213H248V211H246L247 209H246V207H249L250 208V206H251V208H252V206H256V208L258 209V210H260L261 211V213L263 212L264 213V200H261L260 198H258L257 197V195L256 194H254V192L253 193H250V192H246V190L247 189H250L251 188V190L253 189V188H255V189H259V188H261V190H263V193H264V163H263V159L260 157V158H258L257 159V157H255L256 158V162H257V165L259 166V172H256V173H254V175H252V180H251V183L250 184H246L245 186H242V185H240V181L242 180V175H240V165H241V161H242V159H241V161L239 160V158L237 157L236 159H235V152H234V149H235V147H234V149H233V145H232V140L233 139H243V140H245L246 142H248L250 145L252 144V137L250 138V137H248L247 135H245V134H247V133H244V131H243ZM8 130V129H7ZM139 130V129H138ZM160 130H162V129H160ZM246 130V129H245ZM145 131H148V130H145ZM154 131H156V130H154ZM253 131H255V130H253ZM7 131H5V134H7L6 133ZM10 132V131H9ZM12 132V131H11ZM140 132V131H139ZM161 132H163V131H161ZM182 132H183V130H182ZM202 132V131H201ZM208 132V131H207ZM257 133H256V136H255V142H257V143H259V144H261L262 145V147H264V124H262V125H260L259 126V128L257 129V131H256ZM61 133V132H60ZM196 133V132H195ZM251 133V132H250ZM97 134V133H96ZM100 134V133H99ZM134 134H136V133H134ZM138 134V133H137ZM136 134V135H137ZM157 134V133H156ZM168 134V133H167ZM188 134V133H187ZM249 134V133H248ZM254 134V133H253ZM252 134V135H253ZM131 135V134H130ZM129 135V136H130ZM135 135V136H136ZM140 135H141V133H140ZM182 134H180V136H181ZM7 136V135H6ZM5 136V137H6ZM9 136V135H8ZM137 136H139V135H137ZM189 136V135H188ZM10 137V136H9ZM77 137V138H78ZM133 137V136H132ZM184 137V136H183ZM187 137V136H186ZM194 137H196L195 135H194ZM198 137V136H197ZM91 138V137H90ZM93 138H94V136H93ZM141 138V137H140ZM146 138V137H145ZM208 138V137H207ZM7 139H9L8 137H7ZM64 139V138H63ZM96 139V138H95ZM136 139V138H135ZM143 139H144V137H143ZM5 140V139H4ZM13 140V139H12ZM79 140V141H80ZM138 140V139H137ZM190 140V139H189ZM136 140H134V142H135ZM148 141V140H147ZM236 141V140H235ZM132 142H133V140H132ZM139 142V141H138ZM195 142V141H194ZM7 143V142H6ZM4 144V143H3ZM149 143H147V144H144L143 143V147L144 146H146V145H148ZM202 144V143H201ZM205 144V143H204ZM5 145V144H4ZM7 145V144H6ZM5 145V146H6ZM62 145V144H61ZM137 145V144H136ZM192 145V144H191ZM209 145H210V143H209ZM208 145V146H209ZM240 145V144H239ZM81 146V145H80ZM150 146V145H149ZM199 146V145H198ZM207 146V147H208ZM258 146V145H257ZM7 147V146H6ZM82 147V146H81ZM86 147V146H85ZM138 147V146H137ZM151 147V146H150ZM155 147V146H154ZM195 147V146H194ZM203 147V146H202ZM239 147V146H238ZM186 148V147H185ZM183 149V150H187V149ZM252 148V147H251ZM78 149V148H77ZM83 149V148H82ZM85 149H87V148H85ZM137 149V148H136ZM149 149V148H148ZM154 149V148H153ZM196 149V148H195ZM203 149V148H202ZM216 150H218L217 148H215ZM259 149V148H258ZM62 150V149H61ZM143 150V149H142ZM180 150V149H179ZM210 150V149H209ZM212 150V149H211ZM250 150V149H249ZM260 150V149H259ZM258 150V151H259ZM9 151V150H8ZM7 151V152H8ZM10 151H12V150H10ZM9 151V152H10ZM80 151V150H79ZM150 152H151V150H149ZM201 151V150H200ZM214 151V150H213ZM258 151H255V152H258ZM16 152V151H15ZM19 152V153H20ZM140 152V151H139ZM154 152V151H153ZM162 152V151H161ZM189 152H190V150H189ZM195 152V151H194ZM193 151H192V153H194ZM203 152V151H202ZM210 152V151H209ZM248 152V151H247ZM65 153V152H64ZM64 153H63V155H64ZM144 153H145V151H144ZM147 153V152H146ZM197 153V152H196ZM205 153V152H204ZM259 153V152H258ZM258 153H255V154H258ZM148 154V153H147ZM161 154V153H160ZM164 154V153H163ZM262 154H263V152H262ZM200 155V154H199ZM203 155V154H202ZM246 155V154H245ZM7 156V155H6ZM17 156H20L19 154L17 155ZM65 156V155H64ZM142 156V155H141ZM145 156V155H144ZM157 156V155H156ZM159 156V155H158ZM189 156V155H188ZM192 156V155H191ZM69 157V156H68ZM151 157H154V156H151ZM149 158V157H147V158H149L150 160H152V158ZM190 157V156H189ZM247 157V156H246ZM22 158V157H21ZM71 158V157H70ZM140 158V157H139ZM147 158H144V159H147ZM211 158V157H210ZM9 159V158H8ZM7 159V160H8ZM142 159V158H141ZM140 159V160H141ZM157 159H159V158H157ZM205 159V158H204ZM203 159V160H204ZM244 159V158H243ZM248 159H249V157H248ZM12 160V159H11ZM11 160H9V161H11ZM14 160V159H13ZM13 160H12V162H13ZM67 160V159H66ZM148 160V159H147ZM154 160H156V159H154ZM154 160H152V161H154ZM200 160V159H199ZM206 160V159H205ZM216 160V159H215ZM214 160V161H215ZM222 160V159H221ZM19 161H20V159H19ZM19 161H17V162H19ZM76 161V160H75ZM78 161V160H77ZM159 160H157L156 162H158ZM191 161V160H190ZM8 162V161H7ZM16 162V163H17ZM22 162V161H21ZM84 162V161H83ZM161 162V161H160ZM246 162H248V161H246ZM23 163V162H22ZM146 163V162H145ZM166 163V162H165ZM195 163V162H194ZM216 163V162H215ZM10 164V163H9ZM75 164H77V163H75ZM148 164V163H147ZM158 164H161V163H158ZM187 163H185V165H186ZM205 164V163H204ZM209 164V163H208ZM211 164V163H210ZM8 165V164H7ZM25 165V164H24ZM29 165V164H28ZM154 165H155V163H154ZM165 165V164H164ZM166 165H167V163H166ZM184 165V166H185ZM189 165L191 166V162L189 163ZM198 165V164H197ZM222 165V164H221ZM244 165V164H243ZM242 165V166H243ZM30 166V165H29ZM32 166V165H31ZM31 166L29 167V168H31ZM64 166V165H63ZM140 166H142L141 165V163H140ZM145 166V165H144ZM189 166V167H190ZM211 166V165H210ZM212 166L213 167H216V166H214V164H212ZM217 166H218V164H217ZM220 166V165H219ZM10 167V166H9ZM8 167V168H9ZM16 167V166H15ZM18 167V166H17ZM87 167V166H86ZM157 167H158V165H157ZM160 167V170H161V172H162V170L164 169V167L162 168L161 166H159ZM186 167H188V166H186ZM193 167V166H192ZM197 166L195 165V167L194 168H196ZM200 167V166H199ZM206 167V166H205ZM20 168V167H19ZM61 168H62V166H61ZM73 168V167H72ZM76 168V167H75ZM79 168V167H78ZM81 168V167H80ZM145 169H146V167H144ZM167 168V167H166ZM218 168V167H217ZM216 168V169H217ZM246 168V167H245ZM244 168V169H245ZM249 168V167H248ZM157 169H159V168H157ZM169 169V168H168ZM167 169V170H168ZM184 169H185V167H184ZM188 169V168H187ZM201 169H203V168H201ZM213 169V168H212ZM219 169H220V167H219ZM219 169H217V170H219ZM8 170V169H7ZM22 170V169H21ZM28 170H30V169H28ZM70 170V169H69ZM91 170V169H90ZM172 170V169H171ZM174 170V169H173ZM186 170V169H185ZM9 171V170H8ZM18 171V170H17ZM82 171V170H81ZM84 171H85V169H84ZM153 171V170H152ZM251 171V170H250ZM11 172V171H10ZM19 172H21V171H19ZM65 172V171H64ZM78 172V171H77ZM120 172V171H119ZM167 172V171H166ZM187 172V171H186ZM197 172H199V171H196V173ZM224 171H222L221 173H223ZM9 173V172H8ZM14 173V172H13ZM27 173V172H26ZM31 173V172H30ZM81 173V172H80ZM86 173V172H85ZM174 173V172H173ZM172 173V174H173ZM190 173V172H189ZM194 173V172H193ZM201 172H199V174H200ZM203 173H205V172H203ZM203 173H202V175H203ZM12 174V173H11ZM11 174H9L10 176H11ZM23 174V173H22ZM29 174V173H28ZM35 174V173H34ZM88 174V173H87ZM120 174V173H119ZM144 174H145V172H144ZM153 174H154V172H153ZM175 174H176V172H175ZM188 174V173H187ZM206 174V173H205ZM213 174V173H212ZM216 174V173H215ZM214 174V175H215ZM220 174V173H219ZM36 175H37V173H36ZM61 176L63 175V174H60ZM74 175H75V173H74ZM78 174H76V176H77ZM123 175V174H122ZM147 175V174H146ZM167 175V174H166ZM178 175V174H177ZM195 175V174H194ZM210 175V174H209ZM250 175V176H251ZM8 176V175H7ZM13 176V175H12ZM11 176V177H12ZM17 176L19 177L20 175H18L17 174ZM22 176V175H21ZM32 176V175H31ZM69 176V175H68ZM71 176V175H70ZM127 176V175H126ZM150 176V175H149ZM154 176V175H153ZM164 176V175H163ZM171 176V175H170ZM169 176V177H170ZM193 176V175H192ZM196 176V175H195ZM198 176V175H197ZM217 176H218V174H217ZM60 177V176H59ZM58 177V178H59ZM72 177V176H71ZM79 177H80V175H79ZM93 177V176H92ZM122 178H123V176H121ZM131 177H133V176H131ZM152 177V176H151ZM158 177V176H157ZM181 177V176H180ZM194 177V176H193ZM211 177L212 178H214V176H212L211 175ZM15 178V177H14ZM13 178V179H14ZM20 178H22V177H20ZM24 178V177H23ZM22 178V179H23ZM32 178V177H31ZM90 178V177H89ZM154 178H155V176H154ZM159 178V177H158ZM161 178V177H160ZM172 178V177H171ZM182 178V177H181ZM196 178V177H195ZM209 178V177H208ZM246 178V177H245ZM35 179V178H34ZM33 179V180H34ZM60 179V178H59ZM71 179V178H70ZM137 179V178H136ZM152 179V178H151ZM178 179V178H177ZM197 179V178H196ZM247 179V181H248V178H246ZM20 180V179H19ZM28 180V179H27ZM33 180H31V182H33V183H35V181H33ZM63 180V179H62ZM91 180V179H90ZM90 180H86L85 182L83 181V182H81V186H82V191L84 192V193H92V194H94L97 198H98V201H96L95 200V198H94V200H95V202H99V205L101 206V208H103V209H108V213H107V215H108V223H107V225L106 226H104L105 227V229L102 231V234H103V236H105V237H109L110 238V242H111V245L113 246H111L112 248H110L109 249V252H108V255H109V257H110V259L108 260V263L107 264H133V260L135 259V256H136V252L138 251L137 250V247H138V234L136 233V231H135V229H134V227H133V223L128 219V217H126V216H122V214H119V211L121 210H117V208L115 207L116 205H115V202H114V204H111L110 203V201H109V198H108V195H107V192H106V190L103 188V186L101 187L98 183V181L100 180V179H98V181H97V183H93L92 181H90ZM150 180V179H149ZM163 180H165V179H163ZM198 180V179H197ZM213 180V179H212ZM223 180V179H222ZM30 181V180H29ZM66 181H68V180H66ZM81 181V180H80ZM93 181H95V180H93ZM123 181V180H122ZM138 181V180H137ZM151 181H153V180H151ZM151 181H149V182H151ZM178 181V180H177ZM181 181V180H180ZM227 181V180H226ZM70 181H68V183H69ZM101 182V181H100ZM103 182V181H102ZM120 182V181H119ZM139 182V181H138ZM155 182H157V181H155ZM165 182V181H164ZM219 182V181H218ZM222 182V181H221ZM221 182H219V183H221ZM242 182H244V181H242ZM23 183H25V182H23ZM23 183H20V184H22L23 185ZM32 183V184H33ZM72 183V182H71ZM78 183V182H77ZM80 183V182H79ZM104 183V182H103ZM122 183V182H121ZM154 183V182H153ZM217 183V182H216ZM224 183V182H223ZM222 183V184H223ZM230 183V182H229ZM245 183H248V182H245ZM259 183H261V186L259 185ZM10 184V183H9ZM43 184V185H44ZM63 184V183H62ZM137 184V183H136ZM161 184H162V182H161ZM13 185V184H12ZM18 185V184H17ZM21 185V186H22ZM77 185V184H76ZM140 185V184H139ZM211 185V184H210ZM215 185V184H214ZM20 186V187H21ZM27 186V185H26ZM71 186V185H70ZM156 186H162V185H156ZM212 186V185H211ZM225 186V185H224ZM28 187V186H27ZM46 187V186H45ZM49 187V188H50ZM79 187V186H78ZM77 187V188H78ZM119 187V186H118ZM155 187V186H154ZM226 187V186H225ZM46 188H48V187H46ZM125 188V187H124ZM213 188V187H212ZM211 188V189H212ZM216 188V187H215ZM214 188V189H215ZM217 188H219V187H217ZM233 188V187H232ZM35 189V188H34ZM73 189H75V188H73ZM108 189V188H107ZM209 189V188H208ZM224 189V188H223ZM254 189V190H255ZM36 190V189H35ZM47 190H49V189H47ZM79 190V189H78ZM123 190V189H122ZM156 190V189H155ZM154 190V191H155ZM33 191V190H32ZM42 191V190H41ZM45 191V190H44ZM73 191V190H72ZM234 191V190H233ZM24 192V191H23ZM37 192H38V190H37ZM43 192V191H42ZM46 192V191H45ZM53 192V191H52ZM74 192H75V190H74ZM79 192V191H78ZM129 192V191H128ZM150 192V191H149ZM152 192V191H151ZM215 192V191H214ZM218 192V191H217ZM260 192V191H259ZM39 193V192H38ZM48 193V192H47ZM148 193V192H147ZM154 193V192H153ZM222 193H224V192H222ZM255 193H256V191H255ZM35 194V193H34ZM41 194V193H40ZM40 194H37V196L38 195H40ZM43 194V193H42ZM41 194V196H43ZM51 194V193H50ZM49 194V195H50ZM75 194V193H74ZM78 194V193H77ZM122 194V193H121ZM208 194V193H207ZM216 194V193H215ZM219 194V193H218ZM231 194V193H230ZM259 194V193H258ZM52 195L50 196V197H52ZM79 195V194H78ZM77 195V196H78ZM224 195V194H223ZM236 195V194H235ZM245 195V196H244ZM25 196H27V195H25ZM87 196V195H86ZM89 196V195H88ZM87 196V197H88ZM91 196H93V195H91ZM150 196V195H149ZM220 196V195H219ZM238 196H236V197H238ZM261 196H263L262 198H264V194L263 195H261ZM19 197H20V195H19ZM18 197V198H19ZM36 197V196H35ZM63 197V196H62ZM71 197H73V196H71ZM85 197V196H84ZM235 197V196H234ZM233 197V198H234ZM242 197V196H241ZM240 197V198H241ZM21 198V197H20ZM26 198V197H25ZM40 197H38V199H39ZM43 198H44V196H43ZM43 198L42 199H40V200H43ZM49 198V197H48ZM47 198V199H48ZM70 198V197H69ZM112 198V197H111ZM15 199H16V197H15ZM23 199H24V197H23ZM46 199V198H45ZM64 199H65V197H64ZM64 199H62V202H63V200ZM74 199H76V198H74ZM202 199V198H201ZM200 199V200H201ZM204 199V198H203ZM202 199V200H203ZM242 199V198H241ZM19 200V199H18ZM24 200H26V199H24ZM23 200V201H24ZM69 200V199H68ZM71 200V199H70ZM77 200V199H76ZM79 200V199H78ZM75 201V202H77V204L76 203H71V206H67V205H64V204H60L61 202H59L58 203V208H57V213L56 212H54V213H51V215L50 216H54V215H52V214H57V219H58V222H60V224H59V226H63V227H61V231H62V228L64 229L65 227H66V231H67V227L69 226V225H71V224H75V225H73V227H74V229L75 230H80V228H83V227H81L79 224H80V218H79V216L77 215V213H76V215L78 216V218L77 217H75L74 216V214H72V213H70V212H73V211H71L70 209L72 208V207H75L76 209H75V211L76 212H78V214L80 213V214H82L83 213V211L85 210V207L84 206H86V205H84V206H81L80 205V201ZM143 200V199H142ZM145 200V199H144ZM216 200H218V199H216ZM232 200V199H231ZM13 201V200H12ZM35 201H36V199H35ZM46 201H50V200H46ZM51 201H53V200H51ZM212 201V200H211ZM235 201V200H234ZM233 201V202H234ZM26 202V201H25ZM44 202V201H43ZM65 202V201H64ZM71 202H73V200L71 201ZM83 202V201H82ZM119 202V201H118ZM146 202V201H145ZM151 202V201H150ZM195 202V201H194ZM197 202V201H196ZM214 202V201H213ZM237 202H239V199H238V201ZM241 202V201H240ZM243 202V201H242ZM24 203V202H23ZM45 203V202H44ZM48 203H50V202H48ZM54 203V202H53ZM52 203V204H53ZM56 203V202H55ZM83 203H85L86 204V202H83ZM202 203V202H201ZM229 203V202H228ZM37 204H38V202H37ZM40 204V203H39ZM46 204V203H45ZM57 204V203H56ZM65 204H66V202H65ZM153 204V203H152ZM210 204V203H209ZM42 205V204H41ZM49 205H51V204H49ZM115 205V206H114ZM141 205V204H140ZM185 205V204H184ZM199 205V204H198ZM236 205H237V203H236ZM238 205L236 206V207H234V208H237L238 207ZM43 206H44V204H43ZM56 206V205H55ZM56 206V207H57ZM97 206V205H96ZM118 206V205H117ZM143 206H145V205H143ZM157 205H155V207H156ZM215 206V205H214ZM232 206H233V204H232ZM151 207V206H150ZM159 207V206H158ZM189 207V206H188ZM200 207H202V206H200ZM221 207V206H220ZM229 207V206H228ZM46 208V207H45ZM70 208V209H69ZM89 208V207H88ZM118 208H120V207H118ZM142 208V207H141ZM140 208V209H141ZM152 208V207H151ZM161 208V207H160ZM191 208V207H190ZM193 208H194V206H193ZM199 208V207H198ZM197 208V209H198ZM206 208V207H205ZM250 208V209H251ZM42 209V208H41ZM44 209V208H43ZM48 209V208H47ZM97 209V208H96ZM133 209V208H132ZM143 209V208H142ZM145 209V208H144ZM195 209V208H194ZM213 209V208H212ZM217 209V208H216ZM222 209H224V208H222ZM253 209V208H252ZM54 210H55V208H54ZM70 210V211H69ZM188 210H189V208H188ZM192 210V209H191ZM202 210V209H201ZM209 210H211V207H210V209ZM219 210H220V208H219ZM218 210V211H219ZM225 210V209H224ZM229 210H231V209H229ZM256 210V209H255ZM254 210V211H255ZM26 211V210H25ZM74 211V212H75ZM203 211V210H202ZM213 211V210H212ZM47 212H50V211H47ZM52 212V211H51ZM101 212V211H100ZM121 212V211H120ZM156 212V211H155ZM199 212H200V210H199ZM214 212V211H213ZM39 213V212H38ZM40 213H42V210H41V212ZM44 213V212H43ZM86 213V212H85ZM106 213V212H105ZM140 213V212H139ZM143 213H146L145 211H143ZM142 213V214H143ZM192 213V212H191ZM202 213H204V212H202ZM216 213H217V211H216ZM219 213V212H218ZM235 213H237V212H234V214ZM246 213V214H245ZM20 214V213H19ZM22 214V213H21ZM23 214H25V213H23ZM55 214V215H56ZM79 214V215H80ZM88 214V213H87ZM87 214H86V216L85 217H87ZM104 214V213H103ZM141 214V213H140ZM154 214V213H153ZM160 214V213H159ZM199 214V213H198ZM211 214V213H210ZM215 214V213H214ZM228 214H230V213H228ZM251 214V213H250ZM5 215V214H4ZM40 215V214H39ZM42 215V214H41ZM82 215H84V214H82ZM90 215V214H89ZM106 215V214H105ZM184 215H185V213H184ZM187 215V214H186ZM185 215V216H186ZM218 215V214H217ZM220 215V214H219ZM27 216V215H26ZM44 217H45V220L47 219V217H46V215H43ZM48 216V215H47ZM149 216H151V215H149ZM164 216V215H163ZM196 216V215H195ZM210 216V215H209ZM225 216V215H224ZM235 216V215H234ZM43 217V218H44ZM49 217V216H48ZM156 217V216H155ZM165 217V216H164ZM194 217V216H193ZM197 217V216H196ZM14 218V217H13ZM38 218V217H37ZM56 218V217H55ZM89 218V217H88ZM134 218V217H133ZM187 218V217H186ZM217 218V217H216ZM225 218V217H224ZM16 219V218H15ZM22 219V218H21ZM41 219V218H40ZM105 219V218H104ZM142 219V218H141ZM191 219V218H190ZM195 219V218H194ZM228 219V218H227ZM8 220V219H7ZM9 220H12V219H9ZM20 220V219H19ZM24 220V219H23ZM27 220V219H26ZM43 220V219H42ZM53 220V219H52ZM147 220V219H146ZM145 219H143L142 221H146ZM189 220V219H188ZM219 220V219H218ZM230 220H232V218L231 219H229V221ZM255 220V219H254ZM257 220V219H256ZM261 220V219H260ZM263 220V219H262ZM32 221V220H31ZM84 221V220H83ZM107 221V220H106ZM200 221H202V220H200ZM222 221V220H221ZM233 221H234V219H233ZM0 222H3V220L2 221H0ZM4 222H7V221H4ZM13 222V221H12ZM21 222V221H20ZM23 222V221H22ZM25 222V221H24ZM23 222V223H24ZM46 222H49V220H46L45 222H43V228H45L48 224H46ZM151 222V221H150ZM149 222V223H150ZM224 222V221H223ZM8 223V222H7ZM10 223V222H9ZM17 223H19V222H17ZM34 223V222H33ZM40 223H41V221H40ZM40 223H38L39 224V227H41L40 226ZM52 223V222H51ZM143 223V222H142ZM146 223V222H145ZM160 223V222H159ZM198 223V222H197ZM215 223V222H214ZM222 223V222H221ZM225 223V222H224ZM236 223V224H237ZM263 223V222H262ZM3 224V223H2ZM5 224V223H4ZM29 224V223H28ZM86 224V223H85ZM150 224H153V223H150ZM155 224H157V223H155ZM198 224H200V223H198ZM203 224V223H202ZM227 224V223H226ZM230 224V223H229ZM234 223H232V225H233ZM259 224V223H258ZM7 225H9V224H7ZM7 225H4V226H7ZM20 225V224H19ZM23 225V224H22ZM25 225H27V224H25ZM31 225V224H30ZM33 225V224H32ZM53 225V224H52ZM51 224L49 225V226H52ZM55 225V224H54ZM53 225V226H54ZM56 225H58V224H56ZM196 225V224H195ZM221 225V224H220ZM231 225V226H232ZM261 225V224H260ZM259 225V226H260ZM16 226V225H15ZM36 226V225H35ZM53 226H52V228H53ZM84 226V225H83ZM89 226V225H88ZM168 226V225H167ZM209 226V225H208ZM219 226V225H218ZM234 226V225H233ZM237 226V225H236ZM27 227V226H26ZM31 227V226H30ZM30 227H29V229H30ZM34 227V226H33ZM71 226H69L68 228H70ZM84 227H86V226H84ZM104 227H99V228H104ZM189 227V226H188ZM188 227H186V228H188ZM190 227H192V226H190ZM189 227V228H190ZM195 227V226H194ZM202 227V226H201ZM206 227V226H205ZM212 227V226H211ZM229 227V226H228ZM13 228V227H12ZM32 228V227H31ZM35 228V227H34ZM37 228H38V225H37ZM42 228V229H43ZM51 228V227H50ZM54 228H56V227H54ZM54 228H53V230H54ZM60 228V227H59ZM72 228V227H71ZM70 228V230H68L69 232H70V234H71V231L73 230V229H71ZM98 228V227H97ZM145 228V227H144ZM148 228V227H147ZM157 228V227H156ZM169 228V227H168ZM184 228V227H183ZM204 228V227H203ZM209 228V227H208ZM226 228V227H225ZM253 228V227H252ZM2 229V228H1ZM23 229V228H22ZM86 229V228H85ZM206 230H207V228H205ZM204 229V230H205ZM234 230V227H230L229 229H228V231L230 232L231 230ZM236 229H237V227H236ZM11 230V229H10ZM9 230V231H10ZM14 231H16L15 229H13ZM37 230V229H36ZM40 230V229H39ZM44 230V229H43ZM46 230H47V228H46ZM60 230V229H59ZM59 230H57V231H59ZM203 230V229H202ZM220 230H222L220 227H218L217 228V230L216 229H212V230H210V231H208V232H205V233H207V235H208V237H207V239L209 240V241H211L210 242V244L211 245H219V247H220V245H223L222 243H221V238H222V234L220 233L221 231ZM5 231V230H4ZM14 231H12V232H14ZM19 231V230H18ZM25 231V230H24ZM38 231V230H37ZM77 231V232H78ZM83 231V230H82ZM97 231V230H96ZM101 231V230H100ZM184 231V230H183ZM199 231H201L200 229H199ZM235 231V230H234ZM251 231V230H250ZM39 232V231H38ZM42 232V231H41ZM51 232H52V230H51ZM73 232H74V230H73ZM72 232V233H73ZM76 232V231H75ZM87 232V231H86ZM138 232V231H137ZM194 232V231H193ZM3 233V232H2ZM17 233V232H16ZM19 233H20V231H19ZM28 233V232H27ZM31 233H34V232H30L29 234H31ZM55 233H56V230H55ZM59 233V232H58ZM66 233V232H65ZM79 233V232H78ZM96 233V232H95ZM99 233V232H98ZM155 233V232H154ZM226 233V232H225ZM231 233V232H230ZM4 234V233H3ZM2 234V235H3ZM8 234V233H7ZM9 234H11L10 232H9ZM36 234V233H35ZM35 234H34V236H35ZM38 234V233H37ZM49 234V233H48ZM80 234V233H79ZM82 234V233H81ZM86 234V233H85ZM97 234V233H96ZM101 234V233H100ZM162 234V233H161ZM200 234H202L201 232H200ZM231 234H233V233H231ZM238 234V235H237ZM17 235V234H16ZM69 235V234H68ZM74 235V234H73ZM76 235V234H75ZM87 235V234H86ZM91 235V234H90ZM169 235V234H168ZM206 235V234H205ZM252 234H250V236H251ZM14 236V235H13ZM47 236V235H46ZM55 236V235H54ZM54 236H52V237H54ZM57 236V235H56ZM55 236V237H56ZM78 236V235H77ZM84 236V235H83ZM88 236V238H87V245L86 246H83L84 244H86V243H81V245H80V243L78 244V246H77V248L79 249V251L81 250L82 251V249H84L85 250V253H86V255L84 254V256H89L90 257V259H93V261L95 260L94 259V255H96L95 254V252L97 253V251H98V248H97V244H95L94 242H95V240H94V237H95V235H92V236H94V237H92V236H89V235H87ZM86 236V237H87ZM153 236H154V234H153ZM156 236V235H155ZM195 236H196V234H195ZM258 236L259 237H263V239H264V233L263 232H260V233H258ZM5 237V236H4ZM9 237V236H8ZM17 237V236H16ZM41 237H43V235L42 236H40V238ZM50 237V236H49ZM62 237V236H61ZM63 237H64V235H63ZM70 237V236H69ZM68 237V238H69ZM80 237V236H79ZM78 237V238H79ZM85 237V236H84ZM84 237H83V239H84ZM97 237H99V236H97ZM229 237V236H228ZM259 237H257V238H259ZM10 238V239H9ZM8 238V240H11V237H9ZM20 238V237H19ZM22 238V237H21ZM39 238V239H40ZM56 238H58V237H56ZM71 238V237H70ZM70 238L68 239V241H72V240H70ZM74 238V237H73ZM100 238V237H99ZM206 238V237H205ZM205 238H204V240H205ZM15 239V238H14ZM23 239V238H22ZM29 239V238H28ZM44 239V238H43ZM61 239V238H60ZM65 240L67 239V238H64ZM86 239V238H85ZM101 239V238H100ZM103 239V238H102ZM141 239V238H140ZM201 239V238H200ZM199 239V240H200ZM13 240V239H12ZM47 240V239H46ZM49 240V239H48ZM51 240V239H50ZM55 240V239H54ZM203 240V239H202ZM261 240H262V238H261ZM260 240V241H261ZM40 241H42V245H43V247H42V254H41V258H40V261H41V264H65L64 262H66L65 260L64 261H62V260H60L59 259V253H57V250H54L53 248H52V246L49 244L50 242L48 241V242H44L43 240H40ZM77 241H79V240H77ZM224 241H225V239H224ZM228 241V242H229ZM260 241H259V243H260ZM24 243H25V241H23ZM27 242V241H26ZM28 242H29V240H28ZM97 242H99V241H97ZM227 242V243H228ZM248 242H249V240H248ZM33 243V242H32ZM35 243V242H34ZM53 243V242H52ZM56 244H57V242H55ZM59 243V242H58ZM67 243V242H66ZM69 243V242H68ZM76 242H74L73 243V246H74V244H75ZM107 243V242H106ZM203 243V242H202ZM20 243H18V245H19ZM55 244V245H56ZM62 244V243H61ZM60 243H59V245H61ZM83 244V245H82ZM198 244V243H197ZM201 244V243H200ZM205 244V243H204ZM207 244V243H206ZM30 245V244H29ZM54 245V244H53ZM58 245V246H59ZM70 245H71V243H70ZM76 245V244H75ZM183 245V244H182ZM209 245V244H208ZM224 245H225V243H224ZM20 246H22L23 247V245H20ZM32 246V245H31ZM33 246H34V244H33ZM41 246V245H40ZM39 246V247H40ZM64 246V245H63ZM83 246V247H82ZM99 246V245H98ZM104 246V245H103ZM107 246V245H106ZM194 246V245H193ZM264 246V245H263ZM35 247V246H34ZM85 247V248H84ZM199 247V246H198ZM224 247V246H223ZM249 247H252L251 245L249 246ZM28 248V247H27ZM56 248V247H55ZM59 248V247H58ZM63 248V247H62ZM100 249H101V247H99ZM139 249H140V247H138ZM218 248V247H217ZM233 248V249H234ZM241 248V249H240ZM239 249L240 250H242V247H240ZM261 248V247H260ZM20 249H22V248H20ZM33 249V248H32ZM35 249V248H34ZM68 249V248H67ZM71 250H73V248H70ZM105 249V248H104ZM144 249V248H143ZM199 249V248H198ZM203 249H204V247H203ZM246 249H247V247H246ZM29 250H31V248L29 249ZM63 250V249H62ZM230 250H231V248H230ZM248 250H250V249H248ZM21 251V250H20ZM37 251V250H36ZM59 251H61L60 249H59ZM65 251V250H64ZM64 251H62L63 253H64ZM195 251V250H194ZM219 251V250H218ZM233 251V250H232ZM251 251H253L252 249H251ZM23 252V251H22ZM24 252H26V251H24ZM31 252V251H30ZM38 252V251H37ZM40 252V251H39ZM62 252H60V254L62 253ZM67 252V251H66ZM73 252H78V251H76V250H74ZM84 252V251H83ZM82 252V253H83ZM205 252V251H204ZM204 252H202V253H204ZM224 252V249H223V251H222V253ZM21 253V252H20ZM33 253V252H32ZM31 253V254H32ZM69 252H67V254H68ZM70 253H71V251H70ZM81 253V252H80ZM101 253V252H100ZM104 253V252H103ZM118 253V254H117ZM235 253V252H234ZM250 253H252V252H250ZM28 254V253H27ZM30 254V253H29ZM34 254H36V253H34ZM38 254V253H37ZM65 254V253H64ZM72 254H74V253H72ZM78 254V253H77ZM99 254V253H98ZM139 254V253H138ZM191 254V253H190ZM208 254V253H207ZM206 254V255H207ZM224 254V256H225V253H223ZM232 254V253H231ZM25 255V254H24ZM62 255V254H61ZM74 255H76V254H74ZM221 255V254H220ZM233 255V254H232ZM235 255H237L236 253H235ZM239 255V254H238ZM252 255V254H251ZM257 254H255V256H256ZM27 256V255H26ZM35 256V255H34ZM38 256V255H37ZM87 256V257H88ZM215 256V255H214ZM234 256V255H233ZM242 256V255H241ZM240 256V257H241ZM257 256H259V255H257ZM256 256V257H257ZM28 257V256H27ZM32 257H33V255H32ZM62 257V256H61ZM67 257V256H66ZM69 257V256H68ZM71 257V256H70ZM76 257H78V255L76 256ZM80 257V256H79ZM81 257H83V256H81ZM80 257V258H81ZM97 257H100L99 255H97ZM220 257V256H219ZM255 257V258H256ZM38 258H39V256H38ZM75 258V257H74ZM183 258H184V256H183ZM210 258V257H209ZM221 258H223V257H221ZM220 258V259H221ZM237 258H239L238 256H237ZM251 258V257H250ZM34 259V258H33ZM71 259H72V257H71ZM76 259V258H75ZM84 259V258H83ZM89 258H88V261L90 260ZM96 259H98V258H96ZM252 259V258H251ZM254 259V258H253ZM253 259H252V261H253ZM29 260V259H28ZM32 260V259H31ZM70 260V259H69ZM78 260V259H77ZM205 260H206V258H205ZM240 260H242L241 258H240ZM258 260V259H257ZM260 260V259H259ZM259 260H258V262H259ZM39 261V260H38ZM72 261V260H71ZM75 261V260H74ZM85 263H89L88 261L86 262L85 261V259L83 260ZM100 261V260H99ZM183 261V260H182ZM225 261V260H224ZM231 261V260H230ZM247 261V260H246ZM28 262V261H27ZM31 262H33V261H31ZM31 262H29V263H31ZM36 260H35V264H36ZM73 262V261H72ZM80 262V261H79ZM82 262V261H81ZM83 262V263H84ZM104 262V261H103ZM136 262V261H135ZM212 262H213V260H212ZM221 262H222V260H221ZM237 262H238V259H237ZM236 262V264H238ZM257 262V261H256ZM70 263V262H69ZM68 263V264H69ZM93 263V262H92ZM208 263V262H207ZM230 263V262H229ZM252 263V262H251ZM27 264V263H26ZM73 264V263H72ZM90 264V263H89ZM99 264V263H98ZM102 264V263H101ZM211 264V263H210ZM240 264V263H239ZM245 264V263H244ZM256 264V263H255Z\"/></svg>",
	"mask_w": 264,
	"mask_h": 264
}]
</instances>
